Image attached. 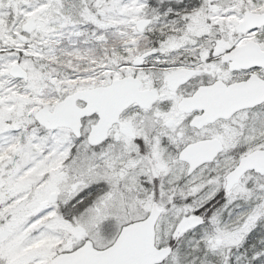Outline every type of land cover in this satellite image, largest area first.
<instances>
[{"label":"snow or ice","instance_id":"obj_1","mask_svg":"<svg viewBox=\"0 0 264 264\" xmlns=\"http://www.w3.org/2000/svg\"><path fill=\"white\" fill-rule=\"evenodd\" d=\"M0 264H264V0H0Z\"/></svg>","mask_w":264,"mask_h":264}]
</instances>
